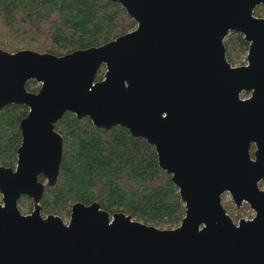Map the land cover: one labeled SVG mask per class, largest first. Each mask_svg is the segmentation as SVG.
<instances>
[{
	"label": "water",
	"instance_id": "obj_1",
	"mask_svg": "<svg viewBox=\"0 0 264 264\" xmlns=\"http://www.w3.org/2000/svg\"><path fill=\"white\" fill-rule=\"evenodd\" d=\"M115 1L137 25L105 43L64 54L0 47V109L29 107L15 167L0 164V264H264V16L255 14L264 0ZM233 30L249 42L246 64L227 58ZM67 111L155 145L185 202L177 226L98 201L74 202L69 220L42 213L61 171L56 122ZM225 192L253 216L235 221Z\"/></svg>",
	"mask_w": 264,
	"mask_h": 264
},
{
	"label": "trees",
	"instance_id": "obj_2",
	"mask_svg": "<svg viewBox=\"0 0 264 264\" xmlns=\"http://www.w3.org/2000/svg\"><path fill=\"white\" fill-rule=\"evenodd\" d=\"M255 13L263 15L264 4ZM136 25L115 0H0V47L9 51L32 48L64 54L105 43ZM225 43L233 64L245 62L249 42L243 33L230 31ZM105 70L103 65L97 78H103ZM26 85L37 91L40 82L30 79ZM28 110L22 103L0 109V164L16 165L22 141L20 121ZM56 129L63 135L64 152L58 181L46 186L41 199L43 214L66 218L74 202L98 201L111 213L124 211L160 227L181 222L186 206L179 187L146 138L122 125L96 126L89 116L80 118L71 111L56 122ZM40 179L46 181L43 175ZM224 205L231 214L237 208L233 200ZM19 207L31 211L33 199L22 195ZM241 208L235 220L243 215Z\"/></svg>",
	"mask_w": 264,
	"mask_h": 264
},
{
	"label": "rangeland",
	"instance_id": "obj_3",
	"mask_svg": "<svg viewBox=\"0 0 264 264\" xmlns=\"http://www.w3.org/2000/svg\"><path fill=\"white\" fill-rule=\"evenodd\" d=\"M0 196H1V193H0ZM233 200V198H232V196H231V194L229 193V192H225L224 194H223V203H224V201H226V202H230V201H232ZM233 203H235L234 202V200H233ZM235 205H236V203H235ZM244 205V204H243ZM242 205V206H243ZM25 206V205H24ZM237 206V205H236ZM242 206H240V207H238L237 206V208L235 207L234 208V212L235 213H237L238 211H239V209L242 207ZM241 210H242V213H243V215H241V217H243V216H245V217H252V216H250V215H253L254 214V211H253V209L250 207V205L247 203L246 205H244V207L243 208H241ZM23 211V210H22ZM23 212H30V211H28V210H26V211H23ZM70 216V215H69ZM69 216L68 217H66L65 219L66 220H69ZM239 220V219H238ZM237 220V221H238Z\"/></svg>",
	"mask_w": 264,
	"mask_h": 264
},
{
	"label": "flooded vegetation",
	"instance_id": "obj_4",
	"mask_svg": "<svg viewBox=\"0 0 264 264\" xmlns=\"http://www.w3.org/2000/svg\"><path fill=\"white\" fill-rule=\"evenodd\" d=\"M256 14V13H255ZM257 15V14H256ZM260 16H264V14L263 15H260ZM247 54H248V51H247ZM247 54H246V57H245V62H242V63H236V64H234V65H239V64H246L248 61H247ZM228 58V57H227ZM231 62V61H230ZM233 64V63H232ZM250 93L251 92H247V91H244L243 93H242V96L243 97H247V96H249L250 95ZM255 148H256V146H255V144H253V146H252V151H254L255 150ZM13 167H15V166H13ZM259 184H260V186H261V188H264V180H261L260 182H259ZM1 193V192H0ZM1 199H2V193H1V196H0V201H1ZM244 203H247V202H244ZM229 212V211H228ZM26 213V212H25ZM230 213V212H229ZM231 214V213H230ZM232 215V217L234 218V215H236V213L234 212V213H232L231 214ZM253 216V215H252ZM235 220V219H234ZM235 221H237V220H235Z\"/></svg>",
	"mask_w": 264,
	"mask_h": 264
}]
</instances>
